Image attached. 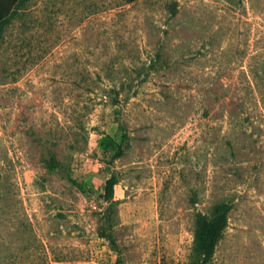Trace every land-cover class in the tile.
<instances>
[{
    "label": "rangeland",
    "instance_id": "rangeland-1",
    "mask_svg": "<svg viewBox=\"0 0 264 264\" xmlns=\"http://www.w3.org/2000/svg\"><path fill=\"white\" fill-rule=\"evenodd\" d=\"M222 213L208 264H264V0L18 5L0 264H190L198 216Z\"/></svg>",
    "mask_w": 264,
    "mask_h": 264
},
{
    "label": "trees",
    "instance_id": "trees-1",
    "mask_svg": "<svg viewBox=\"0 0 264 264\" xmlns=\"http://www.w3.org/2000/svg\"><path fill=\"white\" fill-rule=\"evenodd\" d=\"M26 0H0V37L9 24L13 12L16 7ZM126 3L133 2L135 0H124ZM116 179L113 177L106 182V197L111 199L113 195V185ZM227 216L222 213L214 217H208L206 215H199L196 220V227L194 230V241L191 254L190 264H208L211 260L216 245L222 237L223 228L226 225ZM107 239L110 240L113 248H117L115 236L112 231L105 233ZM117 264H123L119 258Z\"/></svg>",
    "mask_w": 264,
    "mask_h": 264
}]
</instances>
